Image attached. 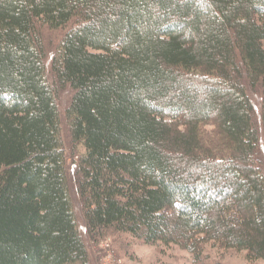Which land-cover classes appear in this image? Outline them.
I'll return each instance as SVG.
<instances>
[{"label":"trees","instance_id":"16d2710c","mask_svg":"<svg viewBox=\"0 0 264 264\" xmlns=\"http://www.w3.org/2000/svg\"><path fill=\"white\" fill-rule=\"evenodd\" d=\"M73 21L52 83L37 23ZM60 87L93 239L264 261V0H0V264H94Z\"/></svg>","mask_w":264,"mask_h":264},{"label":"rangeland","instance_id":"374dc122","mask_svg":"<svg viewBox=\"0 0 264 264\" xmlns=\"http://www.w3.org/2000/svg\"><path fill=\"white\" fill-rule=\"evenodd\" d=\"M75 20V19H74ZM75 25V21L60 27L51 28L48 24L37 23V33L43 46L44 59L46 64L47 78L54 82L55 76L51 70L54 57L59 53L61 43L66 33ZM57 100L62 114V136L65 143V150L69 161V176L72 196L75 201L79 226L88 247L90 258L94 264H264V261L252 263L246 258L244 251L230 250L225 253L219 252L216 248H207L202 261L195 262L192 253L177 245L166 246L163 244H147L141 239L134 238L128 234L111 232L104 237L92 238L86 227L84 211L77 194L76 186V162L80 153L84 151L81 144H74L70 135L69 125L65 118L71 99L72 90L70 87L57 89ZM257 111V124L260 128L261 147L259 157L264 165V129L260 125L261 98L260 91L250 92ZM206 129L211 133L214 127L209 125ZM222 252V251H221Z\"/></svg>","mask_w":264,"mask_h":264}]
</instances>
